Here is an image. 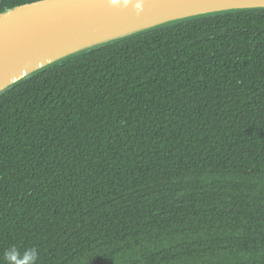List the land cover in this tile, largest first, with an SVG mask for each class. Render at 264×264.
I'll return each mask as SVG.
<instances>
[{
    "label": "trees",
    "instance_id": "obj_1",
    "mask_svg": "<svg viewBox=\"0 0 264 264\" xmlns=\"http://www.w3.org/2000/svg\"><path fill=\"white\" fill-rule=\"evenodd\" d=\"M33 248L36 264H264V9L140 32L0 93V264Z\"/></svg>",
    "mask_w": 264,
    "mask_h": 264
},
{
    "label": "water",
    "instance_id": "obj_2",
    "mask_svg": "<svg viewBox=\"0 0 264 264\" xmlns=\"http://www.w3.org/2000/svg\"><path fill=\"white\" fill-rule=\"evenodd\" d=\"M264 9V0H36L0 12V93L55 62L197 17Z\"/></svg>",
    "mask_w": 264,
    "mask_h": 264
},
{
    "label": "clouds",
    "instance_id": "obj_3",
    "mask_svg": "<svg viewBox=\"0 0 264 264\" xmlns=\"http://www.w3.org/2000/svg\"><path fill=\"white\" fill-rule=\"evenodd\" d=\"M18 253H16L15 249L12 250V252L9 254L10 260H15L13 257L16 258ZM38 259V252L36 249H28L25 251L24 256L21 258V261H25V264H36V261ZM17 264H20V261H17Z\"/></svg>",
    "mask_w": 264,
    "mask_h": 264
}]
</instances>
